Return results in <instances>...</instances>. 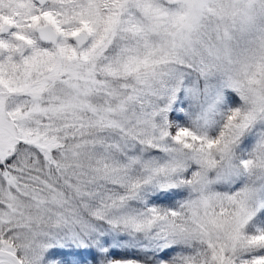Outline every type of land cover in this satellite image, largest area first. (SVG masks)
Instances as JSON below:
<instances>
[{"label":"snow or ice","instance_id":"obj_1","mask_svg":"<svg viewBox=\"0 0 264 264\" xmlns=\"http://www.w3.org/2000/svg\"><path fill=\"white\" fill-rule=\"evenodd\" d=\"M0 264H264V0H0Z\"/></svg>","mask_w":264,"mask_h":264}]
</instances>
